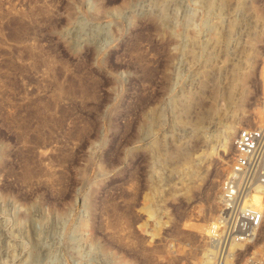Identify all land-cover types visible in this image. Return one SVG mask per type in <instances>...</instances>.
Instances as JSON below:
<instances>
[{"label": "rangeland", "instance_id": "obj_1", "mask_svg": "<svg viewBox=\"0 0 264 264\" xmlns=\"http://www.w3.org/2000/svg\"><path fill=\"white\" fill-rule=\"evenodd\" d=\"M260 113L264 0H0V264H204Z\"/></svg>", "mask_w": 264, "mask_h": 264}, {"label": "built area", "instance_id": "obj_2", "mask_svg": "<svg viewBox=\"0 0 264 264\" xmlns=\"http://www.w3.org/2000/svg\"><path fill=\"white\" fill-rule=\"evenodd\" d=\"M233 154L221 184L217 217L207 232L211 251L204 264H235L253 246L264 227V125L241 127L233 138ZM259 194L258 204L252 200ZM240 264H264V251L252 249Z\"/></svg>", "mask_w": 264, "mask_h": 264}, {"label": "bare ground", "instance_id": "obj_3", "mask_svg": "<svg viewBox=\"0 0 264 264\" xmlns=\"http://www.w3.org/2000/svg\"><path fill=\"white\" fill-rule=\"evenodd\" d=\"M258 119V118H257ZM262 119H264V113H260L259 114V120H262ZM259 199H260V197H259V194H254L253 196H252V200H253V202L255 203V204H258V201H259Z\"/></svg>", "mask_w": 264, "mask_h": 264}]
</instances>
